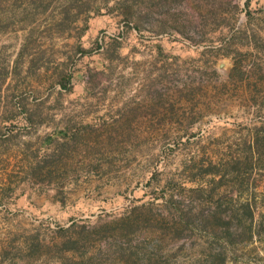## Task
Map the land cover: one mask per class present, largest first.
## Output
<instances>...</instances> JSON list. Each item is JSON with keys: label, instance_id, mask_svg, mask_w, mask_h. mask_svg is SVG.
I'll use <instances>...</instances> for the list:
<instances>
[{"label": "rangeland", "instance_id": "rangeland-1", "mask_svg": "<svg viewBox=\"0 0 264 264\" xmlns=\"http://www.w3.org/2000/svg\"><path fill=\"white\" fill-rule=\"evenodd\" d=\"M0 264H264V0H0Z\"/></svg>", "mask_w": 264, "mask_h": 264}]
</instances>
